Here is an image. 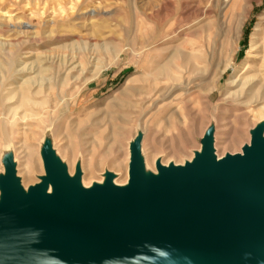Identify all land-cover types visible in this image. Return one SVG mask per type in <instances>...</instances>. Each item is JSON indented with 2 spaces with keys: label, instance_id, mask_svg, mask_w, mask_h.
Here are the masks:
<instances>
[{
  "label": "rangeland",
  "instance_id": "374dc122",
  "mask_svg": "<svg viewBox=\"0 0 264 264\" xmlns=\"http://www.w3.org/2000/svg\"><path fill=\"white\" fill-rule=\"evenodd\" d=\"M206 1L0 0V16L5 14L8 18L5 20L0 17L4 20L0 19V22L9 25L4 27L0 38H6L10 43L0 45V79L8 75L5 88L11 86L4 92L1 90L0 99L9 108V117L13 114L17 117L29 109L26 114L32 113L35 117L27 116L28 121L25 123L31 124L33 128L38 125L35 129L42 131L40 136L42 133L44 136L49 132L46 127L51 126L48 124L50 120L44 118L41 125L38 124L36 112L58 102L56 125H60L62 131L67 133L63 140H59L60 135H54L51 140L47 134L40 150L36 146L37 139L32 141L27 135L26 142L31 147L34 145L29 151L32 172L28 178L22 170L24 158L20 156L23 152L18 154L13 167L11 157H4L0 152V180L6 176L7 168L12 167L17 185L26 194L31 187L46 179L44 154L51 150L55 164L69 179L77 178L79 185L81 179L90 182L88 187L81 184L83 189L95 185L104 187L110 179L109 176L106 178L107 173H112L109 170L117 164L120 165L117 168L118 179L124 181L127 177V185L133 144H137L144 155L150 156L152 166L160 176L159 167L185 166L193 162L200 156L204 141H211V133L217 131L218 127H226V137L219 143L223 148L217 152H221L223 157L242 154L243 149L251 145L253 135L261 134L264 87L256 85L246 94L248 99L251 95V99L257 97L258 100H232L223 91L227 79L240 78L241 69L243 71L246 65L253 63L251 56L254 51L249 57L247 50L250 48L251 34L264 30V0H229L224 7L221 0L218 3L214 0L208 6L210 9L207 8L205 17L201 12ZM238 11L243 12L240 21L237 20ZM171 23L175 26L192 23L190 29L186 30L187 34L175 44L188 43L185 38L196 40L199 46L195 57L203 68L213 52L219 66L229 60L231 65L220 76L217 88L211 92L208 100H191L186 109H182L186 110L183 111L186 115L178 111L176 125L170 127L168 122L171 121L160 119L156 122L153 117L144 123L145 116L139 120L144 132L143 136H139L135 131L138 117L120 105L130 106L137 100L138 96L133 94L132 88L149 81L150 77L146 74L149 55L167 45L163 43L154 48L146 47L145 50L140 48L150 42L155 28L163 33ZM24 25H29L28 30L37 32L39 37L19 33L25 29ZM254 36L256 39L259 37L257 34ZM140 62L145 67L139 66ZM219 75L220 68L213 78ZM251 75L245 73L241 82ZM236 89L240 92L242 85L232 90ZM24 98L32 102L29 105L22 102L21 107L20 100ZM121 110L126 111V115L124 111L120 113ZM120 114L124 115L125 120L128 118L123 130L117 129L121 124ZM15 122L19 123V120ZM22 135H12L15 146L24 139L25 135ZM113 140L115 148L110 150L108 148ZM1 145L2 142L0 151ZM18 152L19 148H16ZM25 178L24 188L22 182ZM47 186L51 188L49 182ZM2 192L0 188V197L3 198Z\"/></svg>",
  "mask_w": 264,
  "mask_h": 264
},
{
  "label": "water",
  "instance_id": "95a60500",
  "mask_svg": "<svg viewBox=\"0 0 264 264\" xmlns=\"http://www.w3.org/2000/svg\"><path fill=\"white\" fill-rule=\"evenodd\" d=\"M211 149L146 182L133 144L127 188L83 189L49 153L24 195L8 167L0 264H264V137L218 161Z\"/></svg>",
  "mask_w": 264,
  "mask_h": 264
},
{
  "label": "bare ground",
  "instance_id": "6f19581e",
  "mask_svg": "<svg viewBox=\"0 0 264 264\" xmlns=\"http://www.w3.org/2000/svg\"><path fill=\"white\" fill-rule=\"evenodd\" d=\"M213 1L214 0H207L206 1L207 4L204 7L203 11L201 12L202 15H204V16L206 15V10H207L208 6L212 5L211 3ZM216 1H217V3L219 2V0H216ZM228 1L229 0H221L222 7L226 6ZM208 9H210V8H208ZM218 12H220V11H218ZM242 13H243L242 11H238V13H237V20L238 21H240L242 19V17H243ZM4 15H2L0 17L2 19H5L6 17ZM6 19L8 20V18H6ZM2 21H4V20H2ZM171 24L172 25H169V27H167V29L164 30L163 33H160L159 31H157V28H155L156 30L153 32L150 42L147 44H144L143 46L140 45V46H142V48H140V49H143V50H145L146 47L147 48L148 47L154 48L157 45L163 44V43L166 44L167 46L162 47L160 50L156 51L155 53H151L149 55V58L147 59L148 64H147V73H146L148 75V77H150L149 81H147V84H145V85H142L139 87L135 86L132 88V91L134 92L133 94H135L136 97L138 96L137 100H135V102L133 101L134 102L133 105H130V106L128 104L120 105V107H125L126 109L127 108L130 109V114L132 113V115L134 114L138 117V119H137L138 121L135 125V128H136L135 131L137 132V134L139 136H143L142 134L144 133L142 130L143 129L142 123L139 120L140 119L142 120V118L145 116H147V117H145V119H143L144 123L153 117L156 119V122L159 121L160 119L161 120L164 119L166 121H171V123L168 122V126H170V127H173L174 125H176L175 116L177 117L178 111L179 110L182 112L186 111V110H182V109H186L187 103L192 102L191 100H195L197 102L201 101V99L208 100L211 92L217 88V82H218L220 76L231 65V63H230L231 61L229 60L228 62L219 66V64L217 63V61L215 59L216 58L215 54L213 52L212 54L209 55V57L205 63V67H204L205 69H204L201 66V62L195 57V52H197L196 49L199 46L198 43L196 42V40L194 41V40L185 38L186 40H188V43L180 44V45H179V43L175 44L176 41H178L181 37H183V35L187 34L186 30L190 29V26L192 23L181 25V26H175V24H173V23H171ZM8 26L9 25L4 24V22H0V33L3 32L4 27H8ZM24 26H25V29H23L22 31H19V33H22L24 35L26 34V36L29 34V36L31 35L34 38L39 37L37 32H31L30 30H28L29 25H24ZM47 31H49V30H47ZM256 34L259 35V37L257 39L254 36ZM198 39H199V37H198ZM259 39H260V41H259ZM257 41H258V43H257ZM8 43H9L8 39L0 38V45L1 46H4ZM169 48H171V49H169ZM253 51H254V53H253ZM250 54H252L253 56H251ZM247 56H249V57L251 56L253 63L251 65H246V67L243 69V71L241 69L242 76L240 78L234 77V78H229L226 80V85H225L223 93H224V95L226 93L225 96H231L232 100H243V98L245 100H258L259 99V98L257 99V97H256V99H253V98L251 99V95H250V99H248V97H246L247 96L246 94L256 85H258L260 88L264 87V30H260L258 32H254L253 34H251L250 48H249V50H247ZM246 63H247V61H246ZM142 65H143V63L140 62L139 66L142 67ZM43 68H46V67H43ZM92 68H93V66H92ZM219 68H220V75L213 78L214 74L217 72V70H219ZM248 72L252 73L253 75H251V77L249 79L243 80L241 82L240 79H243L242 77H244V74L248 73ZM7 79H8V75H4L0 79V97L2 95L1 90H2V92H4L3 90H5V89L7 90L11 87V86L10 87L8 86V88L7 87L5 88V85L7 84ZM239 85H242V90L240 92H237V89L232 90L234 88H237ZM259 95L261 96V94H259ZM25 101H26V99L20 100V106H21L22 102L25 105H29L32 102V101H26V102ZM121 102H123V101H121ZM129 102H127V103H129ZM36 104H37V102H36ZM58 104H59L58 102H54L52 105H48L44 108L42 107V108H40L39 111L36 112L37 113L36 118L38 119L37 123L39 122L38 124L43 122L44 118H46V119L50 120V122H48V124L50 123L49 125H51L49 127H46V129L49 130V132L44 134V136L42 133V135L40 136L42 131L40 132L39 130L37 131V129H35L36 126H38V125H35V127L33 128V126H31V124L25 123L26 121H28V118H26L27 116L35 117V115H33L32 113L26 114V112L29 111V109L27 111L23 112V114L18 115L17 117L14 116L15 114H13L12 117H9V112H10V111H8L9 108L7 109L4 106L5 105L4 101L0 99V142H2V145H1L2 150L0 152L3 154L4 157H11V166L14 164L15 161H17L16 157L18 156V154L23 152V155H21L20 157L24 158L22 161L24 163V167L22 168V170H23L26 177L32 172L31 171L32 167H30V164L32 163V159L30 157V152H31V148L33 149V146H34V145H32V147H31V144H28L26 142L27 135H29V137H30V139H32V141H33V139H37V143H36L37 148H39L42 144H44V139H45L44 137L47 134L49 135V138L51 140L54 139V135L55 136L60 135L58 137L59 140L60 139L63 140V138L67 135L65 130L62 131L63 128H61L60 125H56V120H57L56 112L58 109ZM11 109H13V108H11ZM152 109H155V110H153L154 113L151 112ZM6 110H7V112H6ZM190 110H188V111H190ZM122 111H124V110H121V112L120 111L119 112L123 113ZM119 112H118V114H119ZM125 113H126V111H124V115H126ZM183 113H185V112H183ZM60 115H62V114H60ZM124 115H122V116H121V114L118 115L121 118V120L119 118V121H121V124L119 126H117L118 130H120V129L123 130L127 126L126 120H128V118L125 120ZM185 115H186V113H185ZM128 116H129V112H128ZM181 116H182V114H181ZM129 118H131V117L129 116ZM16 119H17V121L19 120L20 124L18 122H15ZM129 120H131V119H129ZM179 124L180 123H178V125ZM54 127H55V129H54ZM65 129H66V127H65ZM224 130H226V127L221 128V129L218 127L217 131L211 133V138H212V140H211V148L212 149L211 150H212V154H213L216 161L220 160L223 157L222 153L217 152V151H219L220 148H223V146L219 145V143L221 142V140L225 136ZM132 131H133V129H132ZM221 131H223V132H221ZM260 132H261V135L264 137V122L262 125V129H260ZM13 134L25 135L24 139L20 138L22 141L17 146H15L16 144H14L13 141L11 140L12 139L11 137ZM116 135H119V134H116ZM120 136H122V134ZM46 137H48V136H46ZM219 139H220V141H219ZM16 143H18V142H16ZM114 144H115V141L113 140L108 149H110V150L114 149L115 148ZM16 148L17 149L19 148L18 153H16ZM39 150H40V148H39ZM32 151H35V150H32ZM49 153H51V150L46 151L44 156L46 154H49ZM140 153H142L141 168H142V172H143L145 181L149 182L150 179H155L154 176L157 179L159 176L157 175V171L152 166V161L149 158L150 156H148L147 154L144 155L143 151H141V150H140ZM140 157H141V154H140ZM4 159L6 160V158H4ZM23 163H21V164H23ZM167 164L168 163H164V165H167ZM16 165H18V162ZM16 165H14V166H16ZM119 167H120V165L117 164V166H114L113 168H111L109 171H111L113 174L107 173L106 178L109 176L110 179L109 178L108 179H109L110 183L113 184L114 186H117L120 188H127L128 184L125 185L127 183L126 182L127 177L126 178L124 177L125 178L124 181L118 179L119 173H117V170L119 169ZM105 169L107 170V168H105ZM126 175L128 176V171L126 172ZM27 178L24 179V181L22 182L23 184L25 183ZM89 183L90 182H84L81 179V184L83 186L88 187ZM81 184H80V186H81ZM83 186H81V187L84 188ZM95 186H100V185H95ZM23 187L25 188V184ZM101 187H103V186H101ZM24 192H25V190H24ZM24 192H23V194L26 195ZM53 193L54 192H53L52 186H51V188L49 186H47L45 194L53 195ZM0 198H2V197H0Z\"/></svg>",
  "mask_w": 264,
  "mask_h": 264
}]
</instances>
